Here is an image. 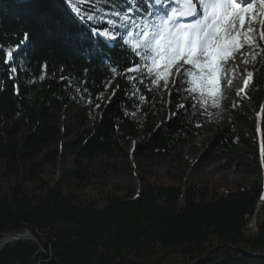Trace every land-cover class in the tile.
<instances>
[{
    "label": "trees",
    "instance_id": "obj_1",
    "mask_svg": "<svg viewBox=\"0 0 264 264\" xmlns=\"http://www.w3.org/2000/svg\"><path fill=\"white\" fill-rule=\"evenodd\" d=\"M76 2L92 6L89 0ZM71 3L0 0V181L13 183L9 193L0 196V221L5 224L0 240L6 234L25 233L36 240L5 246L0 264H141L155 251L179 255L185 264H264V175L254 186L229 191L215 183L185 186L167 177L141 178L140 189L128 190L121 198L107 187L78 194L67 189L92 185L97 158L123 157L124 147L140 135V122L167 111L178 114L151 130L133 157L144 168L172 158L198 133L199 115L193 105L201 101L199 93L192 99L183 87L174 86L175 68L168 89L163 82L157 89L147 79L141 83L140 73L126 72L139 57L122 47L123 30L106 42L91 31L104 26L77 18ZM260 5L256 0L255 6L264 8ZM114 6L124 7L125 0L103 5ZM260 29L254 33L259 47L249 43L254 66L246 97L264 116ZM66 108L78 112L83 122L97 111L99 115L73 135L63 127ZM232 124L226 122L218 139L226 152L244 144ZM261 139L264 143V122ZM68 160L71 168H61ZM45 168L58 173L54 182L45 177ZM259 204L253 231L248 224ZM26 215L46 218L51 225L38 230L19 223ZM212 244L225 248L219 261L205 258ZM235 248L241 250L232 254Z\"/></svg>",
    "mask_w": 264,
    "mask_h": 264
},
{
    "label": "rangeland",
    "instance_id": "obj_2",
    "mask_svg": "<svg viewBox=\"0 0 264 264\" xmlns=\"http://www.w3.org/2000/svg\"><path fill=\"white\" fill-rule=\"evenodd\" d=\"M251 4L255 14L260 19H264V8H258L253 3ZM237 27H239L238 24ZM248 27H252L255 33L260 29V24L248 21L245 28ZM101 38L106 42L113 41L110 38L102 36ZM251 57L252 51L249 48V43L245 42L244 46L227 60L223 67L225 74L220 79L222 98L219 100V106L212 107L211 97L209 100L194 103L199 115L196 117L200 122L198 133L189 138L172 158L157 160L151 167L144 168L133 157L136 148L149 140L150 131L155 130L158 125L161 126L169 119L171 112L167 111L161 113L156 119L146 118L140 122V135L136 143H128L124 147L123 157L117 156L112 161L101 157L97 158L94 163L97 179L92 185L86 187L68 185L67 189L74 190L78 194L83 191L99 192L103 190V187H107L114 197L121 198L128 190L138 191L141 187V178L167 177L173 182L182 180L186 184L185 186L215 183L219 189L225 191L239 187L247 188L259 183L264 175V161H262L261 154V149L264 147L263 139H261L263 114L256 112L246 97L248 83L246 85L245 82L248 81V74L251 73L254 66ZM187 108L191 109L190 106ZM219 111H221V115H218ZM97 115H99V111L83 122L78 119L80 116L78 112L66 108L62 112L61 118L63 127L76 135L87 129ZM227 121L233 123L235 133L242 137L244 143L239 144L233 152L224 151L218 144L223 126ZM252 123H254V128L250 130ZM214 155L218 158L214 162H209L208 158ZM60 167L71 168V161L68 160L65 165ZM44 175L51 182H54L58 177V173H53L50 168H45ZM12 185V181H0V196H6ZM30 189V185H26V190L30 191ZM260 208L261 204L257 206V215ZM18 222L24 225L31 224L38 230H46L51 225L46 218H32L28 215L19 217ZM4 225L0 221V229ZM251 229L253 228L251 227ZM240 250L235 248L231 253H238ZM224 252L225 248L212 244L205 258L219 261ZM141 264H185V262L179 255L168 256L164 252L155 251Z\"/></svg>",
    "mask_w": 264,
    "mask_h": 264
},
{
    "label": "snow or ice",
    "instance_id": "obj_3",
    "mask_svg": "<svg viewBox=\"0 0 264 264\" xmlns=\"http://www.w3.org/2000/svg\"><path fill=\"white\" fill-rule=\"evenodd\" d=\"M89 2L90 8H84L76 0H72L70 6L77 18L104 26L93 27V35L115 40L123 30L122 47L139 57L126 72L140 73L141 83L147 79L157 89L163 82V88L168 89L169 77L175 68L178 78L172 81L174 86L183 87L186 96L192 99H196L192 95L195 93H199L201 101L211 97L214 108L219 106L222 98L220 79L225 74L224 64L245 42L259 47L255 30L245 28L246 22H259L260 37L264 39V19L255 14L250 0H125L124 7L109 8L103 5L112 4L113 0ZM260 6L264 7V0ZM27 38L28 34H25V40ZM8 57L11 59L12 50H9ZM185 65L190 67L185 68ZM116 71L113 67V72ZM248 76L250 79L252 74ZM39 78L43 80L45 76ZM131 79L135 81L136 77ZM68 86L75 87L72 83ZM177 114L171 113L169 119ZM261 154L264 161V147Z\"/></svg>",
    "mask_w": 264,
    "mask_h": 264
},
{
    "label": "water",
    "instance_id": "obj_4",
    "mask_svg": "<svg viewBox=\"0 0 264 264\" xmlns=\"http://www.w3.org/2000/svg\"><path fill=\"white\" fill-rule=\"evenodd\" d=\"M19 241H28L36 244V240L30 235V234H6L1 240H0V251L7 245L13 244L15 242Z\"/></svg>",
    "mask_w": 264,
    "mask_h": 264
},
{
    "label": "bare ground",
    "instance_id": "obj_5",
    "mask_svg": "<svg viewBox=\"0 0 264 264\" xmlns=\"http://www.w3.org/2000/svg\"><path fill=\"white\" fill-rule=\"evenodd\" d=\"M136 143V141L134 142ZM257 216V213L255 212V215L253 216V218L251 219V221L249 222L248 226L249 228L251 229V227L253 228V226L255 225L254 222H255V218ZM252 222V223H251ZM253 230V229H252ZM254 231V230H253Z\"/></svg>",
    "mask_w": 264,
    "mask_h": 264
}]
</instances>
